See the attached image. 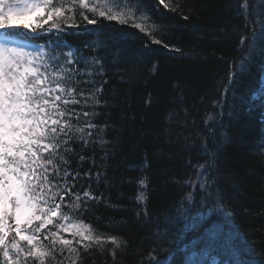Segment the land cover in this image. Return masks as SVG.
Instances as JSON below:
<instances>
[{"label": "trees", "instance_id": "trees-1", "mask_svg": "<svg viewBox=\"0 0 264 264\" xmlns=\"http://www.w3.org/2000/svg\"><path fill=\"white\" fill-rule=\"evenodd\" d=\"M144 3L157 22L150 30L168 48L117 21L87 26L108 37L106 47L84 52L104 67L95 77L106 83L93 123L105 144L71 145L84 157L81 164L74 156L71 168L102 177L98 184L78 178L75 190L91 185L99 197L89 201L83 223L127 244L115 258L110 243L91 249L83 264H148L150 254L151 264H264V25H253L238 0H170L175 11ZM9 31L47 44L45 51L61 39L23 27ZM63 39L75 47L95 42L76 30ZM210 153L221 203L200 204L197 196L175 228L155 235V221L175 213L193 191L185 181L201 171L196 165L207 167ZM141 192L146 200H137Z\"/></svg>", "mask_w": 264, "mask_h": 264}, {"label": "snow or ice", "instance_id": "snow-or-ice-1", "mask_svg": "<svg viewBox=\"0 0 264 264\" xmlns=\"http://www.w3.org/2000/svg\"><path fill=\"white\" fill-rule=\"evenodd\" d=\"M160 6L175 11L170 0H155L154 8ZM238 6L253 25H264V0L258 5L256 0H238ZM21 17L29 21L23 24L26 32L60 33V43L54 42L48 51L47 44L38 50L18 46L19 32L9 30L17 29ZM102 21L130 25L152 43L163 44L150 30L157 22L144 0H0V264H83L82 254L91 249L102 250L110 243L115 258L116 250L127 244L83 223L89 201L99 197L89 190L91 185L82 192L75 190L76 181L92 179L98 184L102 177L90 171L81 177L71 168L74 156L84 162L72 144H105L100 138L103 129L93 123L106 83L95 77L104 74V67L99 56L84 55L85 50L106 47L103 32L87 31V26ZM71 30L95 42L85 40L80 47L65 43L63 36ZM249 39L242 38L241 44L251 57ZM246 66L242 62L241 70ZM214 159L210 153L207 167L196 165L201 171L185 181L193 191L186 193L175 213L166 212L155 221V235L175 228L197 196L200 204L210 199L221 203L223 193L217 191L210 172ZM139 183L147 188L144 180ZM137 200H146L144 192ZM153 260L150 254L148 264Z\"/></svg>", "mask_w": 264, "mask_h": 264}, {"label": "rangeland", "instance_id": "rangeland-1", "mask_svg": "<svg viewBox=\"0 0 264 264\" xmlns=\"http://www.w3.org/2000/svg\"><path fill=\"white\" fill-rule=\"evenodd\" d=\"M22 18V17H21ZM20 19V18H19ZM19 25H22V24H20V23H18ZM31 46L34 48V49H36V50H38L39 48H40V46H37V45H34V44H31Z\"/></svg>", "mask_w": 264, "mask_h": 264}]
</instances>
